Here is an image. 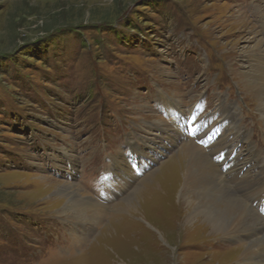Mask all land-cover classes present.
<instances>
[{"label":"rangeland","instance_id":"rangeland-1","mask_svg":"<svg viewBox=\"0 0 264 264\" xmlns=\"http://www.w3.org/2000/svg\"><path fill=\"white\" fill-rule=\"evenodd\" d=\"M263 22L264 0H0V264H264L242 256L253 237L189 227L181 213L170 237L161 230L165 242L147 226L149 211L128 218L123 205L136 186L134 199L142 200L161 185L163 169L179 159L174 153L214 161L201 139L223 117L226 99L245 116L239 125L248 140L234 147L248 170L240 175L257 182L247 141L264 167L262 108L233 71L253 57L254 33L264 44ZM161 93L182 100L178 119L201 106L194 119L212 116L195 133L202 138L177 136L169 126L177 118L157 101ZM227 127L220 133L234 131ZM137 134L150 158L147 177L113 196L106 177L99 187L97 169L103 161L108 168L111 155L130 160L127 143L139 142ZM65 182L100 203L96 221L57 214L62 202L54 199ZM238 195L259 209V197ZM118 239L131 246L118 247Z\"/></svg>","mask_w":264,"mask_h":264},{"label":"bare ground","instance_id":"bare-ground-1","mask_svg":"<svg viewBox=\"0 0 264 264\" xmlns=\"http://www.w3.org/2000/svg\"><path fill=\"white\" fill-rule=\"evenodd\" d=\"M238 17L241 16L237 15V18ZM262 28L264 29V22ZM250 40H252V45L248 46L247 50L253 53V57L250 59L246 57L241 62L237 63V69H235L233 73L237 74L236 76L239 77L245 94L252 96L255 103L262 108L259 113L264 121V55L261 54L264 50V44L262 39L255 33L250 37ZM157 101L166 112L167 118L172 119V116L178 117L182 114V110H180L182 100L176 99L175 95L161 93L159 97H157ZM236 108L237 106L234 103L226 99L219 109L220 113L223 112V117L220 122L212 127L219 125L221 132L222 126L228 124V127H231L234 131L227 132L226 134H220L219 132L207 143L206 148H209V151H207L208 155H214V161H210L204 157V155L201 156L197 152H180L181 146L177 151L180 153L170 155H174L172 157L174 159H179L174 161L171 166L172 169L170 166L163 169L166 171L160 175L162 179L161 185L159 182V186L157 185L153 191L150 190L147 193L148 198L142 200L139 198L140 204L136 206L138 200L134 198L137 186L126 196L123 205L125 204V208L127 207L131 210L128 218L135 216V214H142L143 209L147 212L149 211L148 216L151 220L147 222V226L155 233L159 234L161 239L165 241L161 230L170 237L172 223L177 221V217L183 213L184 222L189 227L200 223L206 224L210 232L214 234H222L223 236L230 234L239 237L245 235L248 238L253 237L254 239L250 240L248 245L244 248L245 250L242 256L250 259H257L259 257L264 258V239H262V234H264V213L261 210L263 203L262 196H264V167L260 161L259 152L256 151L251 141H247L250 143L247 154L250 156V161H252L259 170H257L258 173L255 174L258 179L257 182H251V180L244 178L246 174L240 175L243 170L245 171L247 169H243L244 165L240 157L241 154L237 153L234 147L240 139L248 140V133L244 130L243 126L239 125V120L245 116L239 118L235 110H233ZM245 113L247 115L248 111ZM246 117H248V115ZM150 126L154 127L161 134L165 133L166 129L162 128L159 122L150 124ZM169 126H171L174 132H177L178 137L185 136L184 127L180 126L179 121H176V124L173 121ZM235 132L238 133L239 139L235 136H229ZM213 133L214 129L209 132L211 135H213ZM127 137L130 136L127 135ZM229 137H231V139L234 138V141H236L233 146L228 144L230 142L228 139ZM130 139L131 140L127 143V145H129V152L132 155L130 160H128L127 156L124 154H117L115 156L111 155L109 160L112 162H110L111 164L108 168H103L104 163L100 164L102 175L106 177L105 191H111L113 196H116L124 189H129L139 177H142L140 182L146 179L144 177H147V174L143 172L145 167L150 166V158L139 144L142 138L137 134L139 142H133V138ZM147 140L151 141V139ZM173 141L175 142V139H173ZM229 146H232V149L229 154L226 155L224 152ZM233 150H235V155L230 157ZM190 152L192 151L190 150ZM117 160H119L120 166ZM239 160L241 164L238 165L236 162ZM115 170L120 173V175L117 173L119 176L116 179L113 178L116 173ZM232 183L237 184V189L231 187L230 184ZM57 185L59 186V184ZM261 186H263L260 190L262 196L258 195V190ZM247 189H249V191H247ZM242 192L243 196L248 197V199H257V197H259V209L256 205L250 207L252 205L243 201L240 198L241 196L238 195V193ZM59 194L60 195H57L54 199L62 202V206H60L57 214L65 215V213L71 212L73 217L79 220L88 218L96 221V219L99 218V214L96 212L100 203L88 196L75 183H63L60 186ZM256 194L258 196H256ZM142 218L145 221L147 220L146 217ZM138 225L139 223H137V226ZM134 226H132V230L135 231L136 227L134 228ZM126 237L127 236H124L123 239ZM128 237L129 239L131 238V236ZM115 242L118 247L123 246L122 248H128L131 246L128 241L122 239L120 241L118 239V241L116 240ZM143 243L145 244V242Z\"/></svg>","mask_w":264,"mask_h":264}]
</instances>
